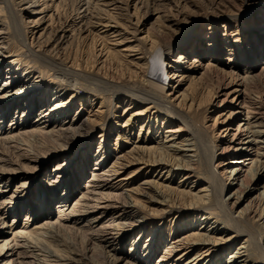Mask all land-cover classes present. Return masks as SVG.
Listing matches in <instances>:
<instances>
[{
	"label": "bare ground",
	"instance_id": "bare-ground-1",
	"mask_svg": "<svg viewBox=\"0 0 264 264\" xmlns=\"http://www.w3.org/2000/svg\"><path fill=\"white\" fill-rule=\"evenodd\" d=\"M41 2V0H12V3L9 1L7 4L9 11H12L10 7L18 10L22 24L25 27L7 24L1 19L0 13V80L3 79L1 81V83L3 82V88L0 87V222H2L0 225L3 229L0 232V264H36V261L31 263H27L28 260L26 259V261H22L23 251L27 249L31 239L37 237L39 240L38 237H41L43 232H49L52 229H65L80 233L81 228L78 227L83 222H85L83 227L89 231V241L94 245L99 242L100 246L101 243L113 239L114 247V245L120 246L132 239V249L135 251L137 247H140L138 249L140 252L141 244L146 241L145 238L143 239V236H145L149 240L146 241L145 250L143 251L144 258H138V254L133 257V254L120 252L117 248H114L115 252L111 256L101 246H95L91 250H87L84 256L80 255L79 258L82 259L75 262L70 261V264H104L105 261H111L109 264H121L122 262H126V264H152L153 262L155 264H199L210 255L216 257L220 253L226 254L231 251V246L237 242L236 239H239L240 234L230 236V233H225L227 230H221L220 225L216 226L219 223L218 220L215 219L216 221L212 222L211 213L205 212V209H214L216 206L221 205L225 209L230 208L234 213L235 208L242 204V199H248L258 192L257 183L264 178V102L261 101L259 96L254 101L260 103H254L255 105H251L252 107L247 106L246 103H241L239 104L240 109H245L247 113L244 115V111H232L228 116L224 115L226 119L222 122V116L214 114L208 126L204 124L205 120H208L205 117V108L213 102L215 96L224 97L222 102L226 101L232 94L245 100V84H256L258 79L256 77L264 79V67L261 69L259 76L249 75V73H253L259 68V64L255 62V59L259 60V58L257 56L251 57V62L246 66L248 69L244 70L242 76L236 75L234 71L229 72V76L232 75L233 79L236 78L234 82H240V85L233 91L229 92L228 87L212 88V84L206 83L202 87L197 85L182 92V82L187 70L181 69L180 64L187 57H184V53L180 55L179 66L167 62L163 63V57L171 55L169 48H174L179 44V41L174 40V42L164 46L161 44V40L166 37V34L158 31L157 28H152L151 31L148 29L146 37L142 38V41L150 45V50L147 49L146 53L142 54L144 56L138 58L140 63L137 64L134 71L126 68L125 71L127 70L126 74L128 73V75L122 74L123 77L116 81L113 79L115 77L109 75L106 70L114 65L123 68L122 63L124 62H122L120 53L108 51L103 43L94 45V40L91 39L93 45L88 43L89 46H86L85 53L88 59L85 62L84 57V61L77 59V57H73V59L71 54H63L64 52L58 51V44L54 46L51 43L53 34L57 38L60 37L57 35L58 31L56 33L53 32L54 30L50 31L48 33L49 37L44 39L46 35L48 36L47 26L44 27V25L49 21L45 9L50 8V6ZM103 2L101 12L109 11L107 21L99 18L97 22L96 20L86 22L87 30L84 29L79 32L81 38L86 34L95 36L99 34L96 31L97 27L108 28L106 33L110 31H113L112 34L117 32L127 33L122 28L115 31L114 29L110 30V25L104 26L103 21L113 23V21H118V17L121 19H123L122 17L134 18L137 30L139 26H143L151 20V17H148L149 11L146 7H144L146 9L144 16L137 17L141 8H139L140 2L135 0H103ZM112 2L116 3L112 4ZM134 2V14L131 15L129 14V6ZM247 2H249V9L244 12V16H250L249 14L257 7L261 9L260 15L257 18L253 17L251 21L252 24L256 23V25L247 28L250 30L252 37L258 33L261 35L262 38L259 39V43L264 48V2L262 1L260 4H253L254 0H247ZM89 4V0H81L79 3L80 10H84L83 13H88ZM0 5L2 4L0 3ZM254 7L255 9H253ZM0 9L6 8L1 6ZM123 12H127V14H123ZM51 16L53 17V15H50L49 18ZM84 16L86 17V15ZM241 16L243 14L232 17L239 20ZM261 21H263L260 24L261 26L257 25ZM92 23L97 25H92ZM66 33H63L61 38L67 39L69 34ZM12 42L17 43L20 47L14 50ZM98 47L100 50H98ZM9 48L12 49L9 50ZM13 57H15V60H12ZM23 57H25V61ZM136 62L137 60L134 61V63ZM217 62L221 63L219 59ZM42 67L46 68V72L45 76L41 77L35 71ZM211 72H220V70L217 68ZM165 74L166 78H164ZM72 75H74L73 78L77 77L78 79L74 81L66 80L67 76L70 78ZM43 78H49L50 81H44ZM45 84L49 85L47 89ZM69 85L74 87H69ZM17 87L19 89L13 92V89ZM75 87L84 90L83 93H87V95L76 97V93H73L68 96L69 90L73 91ZM110 90L117 94L116 99L126 98L129 99L130 105L135 104L136 107H140V110L131 113L130 118L122 128H133L140 122L142 124L140 133L146 128V136L142 137L141 142H136L131 150L123 152L122 156H115V162L112 166H106L103 169V166H105L103 161L112 159L111 155L107 153L110 148L106 147L105 144L103 150L97 152L96 163H90L91 155L89 157L88 154L92 152L91 142L93 138L89 136H93V130L100 125L104 126V133L106 132V124L104 123L105 106L99 100L101 99L100 96L107 97V92ZM235 99L236 97L233 102ZM83 100L91 106L90 113H93L94 107L99 103L98 110L92 115L96 116V119L88 118L85 121L81 117H71L69 111L73 110L76 101L83 103ZM95 101H98L97 104L94 103ZM144 104H146V107L141 106ZM117 107L118 105H116ZM132 108H127V111H131ZM153 109L155 112H151ZM13 114H16V119L12 120L9 127H5L6 121ZM32 114L37 117L34 121L31 119ZM253 114H255V123H252V118H250L253 117ZM238 115L244 116L245 119L238 118ZM233 119H238L234 125L235 128L229 127L231 121H234ZM227 120L229 122L226 123L227 126L223 130L224 134L221 136L223 141L221 144L216 143L212 133L220 123L225 124ZM159 121L161 127H159ZM95 123H98V125ZM255 128L259 130H253ZM164 129L166 130L164 131ZM124 131L126 132H124L123 138H128L126 137L127 130ZM81 132L85 133L83 137H80ZM163 132L166 134L165 142L159 138ZM105 136L107 137L106 133ZM177 137L183 139L181 145L175 142ZM99 138L102 139L103 135ZM108 138H110L109 135ZM47 141L51 146L44 147L43 145ZM102 143L103 141L99 143V148ZM169 143H172V145H167ZM75 145L78 146L76 147V154L73 155L71 151ZM186 145L188 150H182V147ZM7 149L11 150L9 151L12 156L5 154ZM186 151L192 152V154L190 156L184 155ZM244 155L246 156L243 157ZM227 160L229 162H226ZM53 165L56 166L51 169ZM135 165H141L143 169L148 167L153 171L163 168L162 173L168 175L172 170H174L175 175L176 170L182 181L189 182L194 179L195 183L190 182L193 187L199 182L197 177L200 169L198 168L202 166L205 172L209 170L207 173L211 171L212 174V183L209 182L210 185L203 186L198 192H194L193 187L190 190L181 191L178 187L174 188L154 180L148 181V185L151 187L150 191L142 188L137 190L144 196L145 201L147 200L149 204L157 206L150 215L159 217L176 213L181 220V224L190 230L182 239L175 242H173V239L162 253L160 252V244L163 241V237H161L163 233H159L161 236H156L155 233L149 237L143 226L135 224L134 221H132L134 223L132 225L123 222L132 216L141 215L138 207L141 209L145 207V203L138 201L136 197L134 199L132 196L130 197L133 202L121 198L126 194L122 189L123 183L130 180V177L120 178L122 170ZM204 165L205 167H203ZM100 167L102 168L100 169ZM143 169L141 172L144 171ZM139 170L136 173H139ZM87 171L91 173V178L88 185L81 189L80 182L86 176ZM202 171L204 170L202 169ZM15 180L20 181V183L18 186L12 187ZM37 185L39 187L37 190L39 197L46 193L49 200L46 197L38 201L35 199V186ZM43 185L46 189L41 192L40 187H43ZM59 189H63V193L57 196ZM130 192H132V195L135 193L133 190ZM208 192H211V195ZM226 192L230 193V197L233 195L231 198L234 201L229 200L230 197L226 201L222 198ZM51 193L53 195H50ZM76 193L79 195L73 199V206L71 205L72 208H70L68 207L69 200ZM258 194L254 196L255 199L260 198L262 194L264 195V191L262 194ZM28 200L35 202L34 209L27 206L26 201ZM252 200L245 209L240 211L237 218L235 216L234 222L233 219H229V222H233L239 229L238 233H241V229H245V221H249V218L252 217L247 214L250 210L246 212L248 207H251ZM50 205H57V214L54 218L47 215L49 218H45L46 221L36 223L35 228L28 227V230L24 232L13 228V225L17 223V219L24 211H26L23 214H25L28 223L31 218H35V215L36 217L38 215L36 219H39L42 213H46V211L53 215ZM224 211L226 212V210ZM10 215H16V217L11 226L7 228L3 220ZM254 216L263 221L264 211L261 213L253 212ZM252 220L254 221L253 218ZM205 225L207 226L204 227ZM232 225H230L231 228ZM114 226L121 229V239L116 238L118 235L114 236L117 234L116 232L113 234ZM24 227H26V224ZM194 227L198 228L195 229ZM191 229L193 230L191 231ZM162 232L164 231L162 230ZM250 233L249 230L248 234ZM253 234L250 235L253 237ZM259 235L262 234L259 233ZM252 237L247 236V239H242L244 241L238 243L235 248L236 252L230 255L229 261L231 264H251L250 260L253 259H251V255L247 254V256L246 253L251 251L250 248H254L253 243H251ZM118 240L119 243H117ZM262 240L259 242L264 243ZM141 241L142 243H139ZM202 249L203 252H201ZM26 252L29 253L30 251ZM181 252L182 254L177 257L176 254ZM194 252L196 254L191 258V254ZM57 253L60 259L63 258V264H67L69 260L73 259L61 255L59 252H56V255ZM184 258L186 259L183 260ZM30 259L32 258L30 257ZM47 259L38 260L40 262L38 264H56L54 260L49 261ZM105 264H108V262H105Z\"/></svg>",
	"mask_w": 264,
	"mask_h": 264
},
{
	"label": "rangeland",
	"instance_id": "rangeland-1",
	"mask_svg": "<svg viewBox=\"0 0 264 264\" xmlns=\"http://www.w3.org/2000/svg\"><path fill=\"white\" fill-rule=\"evenodd\" d=\"M9 1L12 3V0H0V3L2 4V5H0V8H1V6L6 8V9H0L1 19L4 22H7V24L10 23V24H14L17 26H24L22 24L21 16L18 14V10L14 7H10V9L12 11L8 10L7 4L9 3ZM41 1H42L41 2L42 4L46 3L50 6V8L45 9L46 14H47V19H49V21L47 23H45L44 27L47 26V29H48L47 34L53 30H54L53 31L54 33H56V31H58L57 35L60 36V37L58 36L59 38H57L55 34H53L54 38L53 37H52V39L50 38L51 40H53L51 43H53L54 46L58 44V48H59L58 51L60 50L61 52H64L63 54L69 53V54H71L72 58L77 57V59H79V60H83V57H84L85 62L88 59L86 57L87 54L85 53L86 46L87 45L89 46V44L90 45H93V44L99 45V44L103 43V45H105V48L108 51L120 53V55L122 57V62H124V63H122L124 66L123 67L124 69L122 67L120 68L119 66L116 67L117 65H114L112 67H109L110 71H109V68H107V70H106L107 73L109 72V75H111L112 77H115L113 79H115L116 81L120 80L121 77H123L122 74L128 75V73L126 74L127 70L125 71L126 68L132 69L134 71L137 67V64L140 63L139 62L140 59H138V58H142L144 56L142 54L146 53L147 49L150 50V45H148L144 41H142V38L146 37V32L148 31V29L151 31L152 28H154V29L157 28L158 31H162L166 34V37H164L161 40V42H162L161 44L164 46L167 44H170L171 42H174V40L179 41V44H177L174 48H172V47L169 48L171 50V52H170L171 55L170 56H164L163 57V63L167 62V63L173 64V65L179 66L178 60L180 58V55L182 53H184V57H187V59H186L187 61L185 60L186 62L183 61V63L180 64L181 69L187 70V71H185L187 73L185 74V76L183 78L184 81L182 82L183 83V87L181 89L182 92L185 91L186 89L188 90L189 88L192 89V87H195L197 85L199 87H202L206 83L212 84V86H213L212 88H216V89H218L219 87H221V88L222 87H228V91L230 92V91L235 90L240 85V82H238V81L234 82V81H236V78L233 79L232 75L229 76V74H230L229 72L234 71V73L236 75L242 76L244 73V70L248 69V67H246V66L248 63L251 62V57H253V56H257V58H259V60L255 59V62H257L259 64L258 65L259 68L256 69L255 72L249 73V75H255L254 77L259 76L261 74V69L264 67V48L262 47V44L260 45V43H259V39H261L262 37L259 33L255 34V36L252 37L250 30L247 28L248 26H253L254 24L256 25V23L252 24L251 21H252L253 17L257 18V16L260 15L261 9L259 7H257L255 9V7H254L253 9H255V10L249 14L250 15V16H248L249 18L246 15L244 16V12L249 9L248 8L249 2H247V0H135L136 2H140L139 8H141L139 14H137V17H140V16L143 17L144 16V13L146 12L145 11L146 9L144 7L148 8V11H149L148 17H151V20L149 22H147V24H145L146 26L145 25L139 26L138 30L135 28L136 27L135 26L136 20L134 18L122 17L123 19H121L120 17H118V21H113V23L105 22V21H107V16L109 14V11H102L101 12V7H103L102 5L104 4L103 0H89L90 4H89V8H88V13H83L84 10H80L79 3L81 0H64V1H61V0H41ZM262 1L264 2V0H254L253 4H255V3L260 4ZM107 3H109V2H107ZM113 3H116V2H112V4ZM253 4H251V5H253ZM134 6H135V2L129 6V14H131V15L134 14ZM112 8H113V6H112ZM109 9H110V7H109ZM123 14H127V12H123ZM240 14L241 15L243 14V16L239 17V20H237L235 17H232L235 15L240 16ZM50 15H53V17L51 16L49 18ZM84 15H86V17ZM213 17H216V18H213ZM99 18H101L102 20L103 19L105 20V21H103L104 26L110 25V27H109L110 30L114 29L115 31H117L116 29L120 30V28H122L127 33H124V32L118 33L117 32L116 34H112L113 31L106 33V31H108L107 30L108 28L102 29L101 27H97L96 31H98L99 34H96L97 32L95 33L96 36L91 35V34H89V35L86 34V35H83V38H81L80 37L81 35L79 32H81L80 30L86 29V27H87L86 22L92 21V20H96V22H97V19H99ZM52 21H53V24L51 25ZM262 22L263 21L257 23V25L259 24V26H261L260 24H262ZM93 24H95V23H92V25ZM84 25H85V27H84ZM96 25L97 24H95V26ZM61 28H62V30H61ZM74 30H75V33H74ZM65 32H67L66 33L67 35L69 34L68 35L69 37L67 39L61 38L63 33H65ZM98 35H99V37H98ZM73 36H75V37L73 38ZM85 36H87V37H85ZM48 37H49V34H48V36L46 35L44 37V39H46ZM94 38H96V39H94ZM82 39H83V41H82ZM91 39H92V41L94 40L93 41L94 43L91 41ZM121 42H122V44H121ZM12 44H13L12 48H14V50H17V48L20 47L15 42H12ZM61 44H63V45L61 46ZM226 44H228V45H226ZM12 48H9V50H11ZM98 50H100L99 47H98ZM239 50H242V51H239ZM55 51H57V50H55ZM216 52H218V53L216 54ZM118 59L120 60V57ZM218 59H219V61H221V63L217 62ZM12 60H15V57H13ZM23 60L25 61V57H23ZM135 60H137L136 63H134ZM142 64H143V62H142ZM210 65H212V66H210ZM216 67L220 70V72H211L213 69H217ZM35 72L37 74H39L41 77L45 76L46 68H44V67L38 68ZM73 77H74V75L70 76V78L67 76L66 80L74 81V80L78 79L77 77H75V78H73ZM164 78H166V74L164 75ZM256 78H258L256 80L257 81L256 84H254V85H252L251 83L245 84V88H244L245 100L237 97V95L232 94L226 101L222 102V100H224V97L215 96L213 99V102L205 108L206 109L205 117L208 120H205L204 124H206L207 126L210 125V120L212 119V116H214V114H218V116H222L221 122L224 119H226V117L224 115L228 116L229 113L232 111H235V112L244 111L243 114L245 115V113H247V111H245V109H240L239 104L246 103L247 106L249 105L250 107H252L257 103H260V102L254 101L256 98H259V96L261 97V101L264 102V94H263L264 93V79H261L260 77H256ZM2 80L3 79L0 80V87L3 88V82L1 83ZM43 80L44 81H50L49 78H43ZM259 81H261V83H259ZM86 84H88V83H86ZM76 85L81 86L79 84H76ZM48 86H49L48 84H45L46 89L48 88ZM69 87H74V86L69 85ZM81 87H83V86H81ZM18 89H19L18 87L14 88L13 92H15ZM112 91L113 90H110L107 92L108 93L107 97L100 96L101 99L99 100V102L100 101L103 102V105L105 106L104 111H105L106 116H104L105 117L104 123L106 124V128H105L106 132L105 133L107 134V137L105 136L104 126H102V125L95 127V129L93 130V132H94L93 136H89V137L93 138V141L91 142V145H92L91 151L92 152L90 154H88L89 157L91 155V159H90L91 162L90 163H92V164L96 163L95 158H96L97 152L102 151L105 144H106V147L110 148V150L107 151V153L109 155H111L112 159L111 160L105 159L103 161V163L105 162L104 163L105 166H103V169H105L106 166L107 167L112 166V164L115 162V156H119V157L122 156L123 152H128L129 150H131L134 147V145H136V142H141L142 137L146 136V131H145L146 128L143 129V131L140 133V129H141V125H142L140 122L137 123L136 127H133V128L129 127L127 129L122 128V127H124L123 125L125 124V122L130 118L131 113L140 110V107H136L135 104L130 105L131 103H130L129 99L122 98V97H120V99H116L117 94L115 92L113 93ZM69 92L70 93L68 94V96H71V94H73V93H76V97L87 95V93L86 94L83 93L84 90H81V89L76 88V87L74 88L73 91L69 90ZM112 94H113V96H112ZM235 97H236V99L233 102V99ZM79 100L81 101L82 99H79ZM80 101H76V103L74 104L73 110L69 111V113H71V117H75V118L81 117L85 121H87L88 118H91L92 120L96 119V116H92V115L94 114L95 111L98 110V108H97L99 106V103L97 104L98 101L94 102L95 104H97V106L94 107L95 109L93 108L94 110L92 109L93 113H90L91 112V109H90L91 106H89L85 102V100L82 101L83 103H81ZM92 101H94V100H92ZM116 105H118L117 108H116ZM141 106L146 107V104L141 105ZM129 107H133L131 109V111H127V108H129ZM151 112H155V110L153 109ZM254 115L255 114L252 115L253 117H250V118H252L251 119L252 123L256 122V119H254L255 118ZM15 116H16V114L15 115L13 114L12 117L6 121L5 127L10 126L12 120L16 119ZM31 116H32L31 117L32 121H34L37 118L36 115H34V114H32ZM238 118H241L242 120L245 119V117L242 115L241 116L238 115ZM237 121H238V119H235L233 122L231 121V123H230L231 126H229V127L235 128L234 125H235V123H237ZM228 122L229 121L227 120V122H225V124ZM95 124L98 125V123H95ZM225 124L220 123L215 128L214 133H212L213 139L216 143L221 144L223 141V139H221V136L224 134L223 130L227 126V124L226 125ZM159 127H161L160 121H159ZM124 130H127L126 137H128V138H123L124 132H126ZM165 130L166 129H164V131ZM253 130L258 131L259 129L255 128ZM81 133L82 134L80 135V137H83L85 133L84 132H81ZM101 135H103L102 139L99 138V136H101ZM108 135L110 136V138H108ZM159 138L161 141L165 142L166 141V134L163 132ZM182 140H183L182 138L177 137V140L175 142L178 143L179 145H181ZM32 141H33V139H32ZM102 141H103V143L101 144V147L99 148V143H101ZM33 143H35V142L33 141ZM48 143L49 142L47 141L46 144L43 146L44 147L45 146H51V144H48ZM82 143L84 144V142H82ZM172 143H169L167 145H172ZM77 146L78 145L73 146V150L71 151V154H73V155L76 154V147ZM9 150L8 149L6 150L7 151L5 153L6 155H11V153H10L11 150L10 151ZM182 150H188L187 145L185 147H182ZM3 152H5V151H3ZM191 154H192V152H187V151L184 152V155H187V156L188 155L190 156ZM93 156H95V157H93ZM245 156L246 155H244L243 157H245ZM226 162H229V160H227ZM120 163H121V161H120ZM54 166H56V165H53L51 167V169H54ZM100 166H102V165H100ZM203 167H205V165ZM101 168L102 167H100V169ZM142 169H143V167L141 165H135V166H130L129 168L122 170L120 178H129L130 177V180L125 181L123 183L122 189L124 190V193H126V194L124 197H121V198H125L126 200L133 202L131 200H133L134 197H136L138 201H140V202L143 201V203H145V207H147V208L144 207L142 209L140 207H138L141 211V215H139V216L136 215V217L132 216L131 218H129L128 220L123 221V222L124 223L127 222L128 225H132L135 223V224L143 226V228L147 231L149 237H150V235H153L155 233H156L155 234L156 236L157 235L161 236V235H159V233L160 232L163 233V235L161 236V237H163V241L160 244L161 245L160 252L162 253L163 250L165 249V247H167L168 245L171 244V241L173 239H174L173 242H175L176 240L182 239L186 235V233H189L190 230L188 228L184 227L183 224H181V220L179 219L178 215H176V213L167 214L165 216H159V217H155V216L150 215L151 212L157 206L153 205V204L152 205L149 204L147 200H146L147 201V203H146V201L144 200L145 199L144 196L142 194H140L139 192H137V190L142 188L146 191H150L149 189L151 187L148 185V181L154 180V181H157L159 183H164L165 185H170L174 188L178 187L179 190H181V191L182 190L187 191V190H190L191 187H193V184H190V182L191 181L193 183H195V182H194V179L189 181V182L182 181V178H180L177 175L178 171H176V170H175V175L173 173L174 170H172L170 172V175H168V174L162 173L163 168H160L159 170L153 171L151 168L146 167L143 169L144 171L141 172ZM198 169H200L199 175L197 177L199 182H197L194 185V187L192 188V190L194 192L200 191L203 186L210 185L209 182L212 183L211 171L208 172L209 173L208 174L207 171H209V170H207L205 172V169L202 168V166H201V168H198ZM202 169L204 171H202ZM138 170H139V173H136V171H138ZM90 178H91V173L89 171H87L86 176H84L83 179H81V182H80L81 189H82V187L84 188L85 186L88 185ZM15 181L13 182L12 187H16L20 183V181H16V182ZM49 181H51V180H49ZM263 186H264V178L261 181H259V183H257L256 187L259 188L258 192L254 193L251 196L252 198L249 197L248 199H242V201H243V202H241L242 204H240L239 207L235 208L234 213H233V211L230 210V208L225 209V207L221 206V205H218L216 207L213 205L216 209L215 208L214 209H212V208L211 209L210 208L205 209V212L211 213V216L213 218L212 222H215L216 220H218L219 223L216 226L220 225L221 227L219 226V228L220 229L222 228L221 230H224V231L227 230L225 233H228V234L230 233L231 234L230 236H233V235L238 236L239 234H240V236L238 237L239 239H236L237 242L234 243L233 246H231L232 247L231 251L227 252L226 254L220 253L216 257L214 255H210L205 261H202L199 264H231L229 261L230 260L229 258H230L231 253L236 252L235 248L238 246V243L240 244L245 239H247V236H249L251 238L252 237L251 235L253 233L256 235L253 234V237L251 239V243H253L252 245L255 248V250H254V248H250L251 251L247 252L246 255L247 254L249 256L251 255L250 257H252L251 259H253V260H250L251 264H264V260H263L264 259V256H263V254H264L263 253L264 243L259 242L261 239H263L262 241H264V219L262 221V219L260 220V219L256 218L255 216L257 214L253 217V212L257 211V212L261 213L262 211H264V202H263L264 201V197H263L264 195L262 194L264 191V188L262 189ZM2 188H3V186H2ZM38 188H39L38 185L35 186V196L34 197L37 201L40 200L41 198L46 197V193H43V196L39 197V195L37 193ZM45 189H46V187L44 185H43V187H40L41 192H44ZM131 190L135 191V193H137V194L134 193L132 195V192H130ZM260 191H262V192H260ZM62 193H63V189H61V190L59 189L57 192V196H60ZM128 193H130V194H128ZM210 193L211 192H208L209 195H211ZM257 193H259V194L261 193L262 196H260V198H258V199H255L256 197H254V196L255 195L257 196ZM229 194H230L229 192H226L222 198L225 199V201L228 200V198L230 197ZM50 195H53V194L51 193ZM77 195H79V194L76 193L75 196L69 200L68 207L72 208L73 199ZM131 196L133 199L130 198ZM51 197H53V196H51ZM231 197H233V195ZM231 197L229 200H233ZM46 198L49 200V196H47ZM251 200H252V204H250L251 207H248V210H246V212H249V210H250V212L247 214L251 215L252 217L249 218L250 222L245 221V223H244L245 226L243 225L245 227V229L240 228L241 229L240 231L242 234L238 233L239 229H237V227L234 225V223H233L234 219L237 218L238 214L240 215V211L245 209L247 204ZM261 202H263V203H261ZM26 204L28 207L31 206L30 208L34 209V207H35L34 206L35 202H31V200L26 201ZM253 204H255V205H253ZM56 206L57 205H52V206L50 205L49 206L52 210L51 212L53 215H51L50 212L47 213L48 211H46V213L45 212L42 213V216L39 219H36L38 217V215H37V217L35 215L34 216L35 218H31V221L29 223L26 221L25 214H23L26 211L22 212L20 217L17 219V223H15L13 225V228H15L16 230L22 231V232H24L25 230H28V227H30L31 229L35 228L36 223H40V222L43 223L44 221H46L45 218H49V217H47V215H50V217L52 216L53 218H54V216H56V214H57ZM262 208H263V210H262ZM224 210H226V212ZM229 212H231V213H229ZM231 214H233V215L231 216ZM235 216H236V218H235ZM15 217H16V215H10V216H7L5 218V220H3V222H5V226L7 228H9L11 226ZM231 217H233V218H231ZM252 218L254 219V221L252 220ZM229 219L230 220L233 219V222H229L230 221ZM256 219H257V222H256ZM130 221H131V223H130ZM132 221H134V223ZM228 222H229V224H228ZM258 222H262V223H258ZM0 223H2V222H0ZM25 224H26V227H24ZM84 224H85V222L81 223L80 226L78 227V228H81L80 233H78L77 231L72 232V230L70 231V230H65V229H52L49 232H43L44 235L42 234L41 237H38L39 240L37 239V237H35L34 239H31V241L27 245L28 246L27 249L23 251L24 254L22 256L23 257L22 261L28 260V261H26L27 263H31L33 261L34 262L36 261L35 263L38 264V262H39L38 260H46L48 258L47 260H49V261L54 260V262L56 264H59V263L63 264L64 263V261L62 260L63 258L60 259L58 253H57L58 256L56 255V252H59V254H61V255L73 258L72 259L73 261L69 260L67 262V264H70V261L75 262V261L82 259V258H79L80 255L84 256L85 255L84 253H86L87 250L89 251L95 246L96 247L101 246L102 248H104L105 251L109 252L111 254V256L115 252L114 248H117L120 252L124 251L126 254H133L132 255L133 257H135V254H138L137 255L138 258H144L143 251L145 250L146 241L149 240L145 236H143V239L145 238L144 240H146L145 243H142V241L139 242V243H142L140 252L138 250L140 247H137L135 251L132 249V243H131L132 239L131 240L129 239L128 242H125L126 244L123 243V245H120V246L114 245V247H113V242H112L113 239L108 240L105 243H101V245L99 246V244H100L99 242H97V244L94 245V243H91L89 241V238H88V232L89 231L86 230L87 228L83 227ZM116 225H117V223H116ZM159 225H160V227H159ZM187 225H188V223H187ZM230 225H232V228ZM206 226L207 225H205L204 227H206ZM82 228H83V230H82ZM180 228L182 229L181 231H180ZM194 228L196 229L198 227H194ZM230 228L232 229V231H230L231 230ZM247 228L248 229L251 228V229H249L251 231V233H250L251 235L248 234L249 230ZM2 230L3 229L0 225V232H2ZM162 230L164 232H162ZM192 230L193 229H191V231ZM115 232L117 234H115ZM243 232H245V233H243ZM259 233L262 235H259ZM113 234H115L114 235L115 237L118 235L116 238L119 239L120 236L122 235L121 229H119L117 226H114ZM258 238L260 240H257ZM169 239H170V241H169ZM242 239H244V240H242ZM166 240H167V242H166ZM125 241H126V238H125ZM117 243H119V240ZM261 243H263V244H261ZM260 244H261V247H260ZM53 248H55V249H53ZM120 248H121V250H120ZM258 248L260 249V251ZM26 251H30L31 253L30 252L27 253ZM52 252H54L55 254ZM201 252H203V249L201 250ZM257 252H259V253H257ZM250 253H252V254H250ZM181 254H182V252L179 254H176V256L178 257ZM195 254H196V252L192 253L191 258L194 257ZM30 257L32 259H30ZM185 259L186 258H184L183 260H185ZM64 260H65V258H64ZM56 261H58L59 263ZM105 262H108V264H109V262H111V261H105ZM105 262H104V264H105ZM121 264H126V262H122ZM152 264H155V262H153Z\"/></svg>",
	"mask_w": 264,
	"mask_h": 264
}]
</instances>
